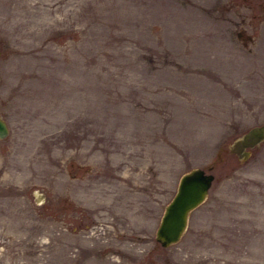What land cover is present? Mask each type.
Wrapping results in <instances>:
<instances>
[{
	"label": "rangeland",
	"instance_id": "374dc122",
	"mask_svg": "<svg viewBox=\"0 0 264 264\" xmlns=\"http://www.w3.org/2000/svg\"><path fill=\"white\" fill-rule=\"evenodd\" d=\"M0 115V264H264V0H0Z\"/></svg>",
	"mask_w": 264,
	"mask_h": 264
},
{
	"label": "water",
	"instance_id": "95a60500",
	"mask_svg": "<svg viewBox=\"0 0 264 264\" xmlns=\"http://www.w3.org/2000/svg\"><path fill=\"white\" fill-rule=\"evenodd\" d=\"M8 133V125L0 115V138ZM264 139V121L246 127L227 143V151L234 153L239 159L246 158L251 148ZM213 173L201 166H194L182 172L178 178L176 189L165 203L155 228L154 238L160 245H168L176 241L185 227L188 211L198 204L206 194ZM36 198H42V192H35Z\"/></svg>",
	"mask_w": 264,
	"mask_h": 264
}]
</instances>
